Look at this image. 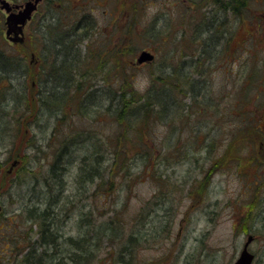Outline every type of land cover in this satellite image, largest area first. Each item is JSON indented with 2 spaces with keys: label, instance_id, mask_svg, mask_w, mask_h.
<instances>
[{
  "label": "rangeland",
  "instance_id": "obj_1",
  "mask_svg": "<svg viewBox=\"0 0 264 264\" xmlns=\"http://www.w3.org/2000/svg\"><path fill=\"white\" fill-rule=\"evenodd\" d=\"M3 1L0 0V49L16 61L20 53L4 37ZM23 1L27 0L19 2ZM55 1L40 2L31 21L34 33L30 32L26 39V43L33 41L47 60L41 68L39 96L59 93L63 100L71 94L58 87H63V80L47 73V68L54 67V56L58 49L60 53L66 39L76 42L81 54L95 58L91 60L93 67H83L87 64L83 62L81 70H94L90 83L97 82L103 90L86 100L79 116L73 103L59 102L63 113H58L60 107L56 109L59 103L51 105V101L40 106L34 118L27 119L33 136L27 133L21 141L23 126L10 154L12 146L5 145L9 139L0 137L1 168L8 171L13 161L24 164L27 152L29 163L35 162L37 177L42 179L46 161L51 162L57 153L72 150L69 158L79 162L91 151L88 147L93 142L89 138L95 143L99 138L109 142L107 137L115 131L114 120L104 111L108 101L104 99L114 91L115 82L122 79L116 75L122 66L127 72V80L122 83L131 88V93L149 90L158 63L139 65L137 59L141 51H150L161 56L164 69L174 76L172 81L179 80L171 95L172 111L178 113L184 105L180 103L181 89L187 87L188 94H194L190 101L186 98L188 107L180 119L175 116L168 125L161 122L154 130L156 136L152 138L159 140L162 136L169 141L168 153L161 150L166 163L148 173L140 167L131 168L128 175L112 174L114 189L104 197L93 186L87 200L81 197L68 206L74 208L65 210L63 217L67 219L58 222L61 226L57 232L63 238L66 234L81 236L77 226L80 202L89 209L82 206L83 213L91 211L95 227L110 218L116 228L110 239L99 242L100 252L91 264H233L248 236L252 238L248 245L252 264H264V158L259 155L264 152V145H259L260 134L264 133V93H255L257 82L264 86V0H247L240 8L241 15L226 11L219 0H195V5L187 0ZM151 19H156L165 32L150 44L136 33H143ZM82 31L87 33V40L80 44L77 33ZM202 40L207 41L206 47ZM15 61L9 71L0 74V88L12 82L0 93L16 98L22 90V73L18 70L24 66L22 61H16L13 68ZM193 64L196 76H201L190 73ZM1 102L0 98V123L7 124L14 138L18 131L15 121L26 104L19 103L13 113L11 99V108ZM59 118L63 119L56 123ZM78 139H87L88 143L76 145ZM228 142L231 145L227 153L235 150L241 155L218 158L221 146ZM69 177L75 181L74 172ZM37 192L31 186L15 185L11 194L1 195V205L7 212L16 211L17 203L28 201ZM77 195L75 188L62 193L70 203ZM4 222L0 217V251L9 255L10 261L0 258V262L21 264L22 256L11 258L19 246L13 244L20 236L12 228L4 232ZM27 227L23 224L25 232ZM53 230L54 227L51 233ZM8 235L12 238L6 239ZM60 247L66 254L71 253V258L75 256L74 248L62 243ZM36 256L31 254L29 258Z\"/></svg>",
  "mask_w": 264,
  "mask_h": 264
},
{
  "label": "trees",
  "instance_id": "obj_2",
  "mask_svg": "<svg viewBox=\"0 0 264 264\" xmlns=\"http://www.w3.org/2000/svg\"><path fill=\"white\" fill-rule=\"evenodd\" d=\"M51 1L56 3L55 0ZM187 1L193 4L195 3V0ZM246 2L247 0H219L218 3H221L226 11L241 15L240 8L243 9ZM205 29L207 32L210 31L208 25L205 26ZM82 32L83 34L77 33L81 38L78 41L80 44L83 42L85 43L87 40V33L85 31ZM164 32V29L158 25L157 20L151 19L150 24L145 27L144 32H138L136 36H142L143 39L145 37L144 40L149 41L151 44ZM26 41L25 44L16 46L20 53L16 61H22L24 66V69L18 70L19 74L22 73V80H20L22 86V90H20L21 93H19V95L17 92L16 98L13 96L7 97L5 93H0L1 104L9 108L11 107L8 102L11 99L13 113L17 110L19 103L26 104L24 106L25 109L17 117V121H15L18 126V131L16 130L14 138H12V134L9 133V129H6L7 124L3 122L0 123V137L6 138L7 136L9 141L5 145L10 144V146H12V149L8 151L9 154L16 147L17 140L15 137L18 135L19 131L22 130V127L24 126L22 134L20 133L21 141L23 140V136L30 131L27 119L34 118L36 113L39 112L40 106L47 103L49 104L51 101V105H57L59 102L65 104L68 102L70 104L73 103L77 113L75 114L79 116L78 114H81L80 112H84L82 109L86 105V100L93 94L102 92L103 90L97 82L90 83L91 80L89 76L94 70H81V63L83 62L87 63L84 64L83 67H93L94 63L91 62V60H95V58L90 54L82 55L80 49L76 46V42L73 43L69 39H66L63 42L60 53L58 54V49L57 56H54V58H56L54 67L47 68V73L52 76V78L56 76L59 80H63V87H58L63 89V93L71 94L63 98V100H60L59 93L52 92L40 97L38 84L41 79V68L47 63V60L41 55V52L37 50L33 41H29V43H26ZM59 41L63 40L61 39ZM59 41H57L58 46H60ZM202 45L206 47L207 41L202 40ZM129 50H133V46H130ZM32 54L35 60L33 63H29ZM124 54L125 52L123 55ZM14 61L15 60L10 55L0 49V74L9 71ZM16 61L13 68H15ZM153 62L158 63V66L154 69V77L156 78L152 79L149 90L145 93H131V88L123 85L122 82L127 80V72L126 68H123L124 66L119 70L120 73L116 74L117 76H121L122 79L115 82L117 85L114 87V91L110 94L108 93L104 99V101L108 99L104 111L109 118H113L114 120L115 131L111 136L107 137L110 139L109 142L99 138L95 143V140L89 138V140L93 142L88 147L91 151L86 152L79 162H75L74 158H69L72 150L65 151V149L57 153L51 162L48 163V161H46V175L42 179L37 177L38 166L35 167V162L31 161L29 163L30 157L27 152L25 163L22 164V161H18L17 167L13 169L15 173L12 172L9 174L5 168H1L0 166V204H2L1 195L10 193L11 188L15 185L31 186L33 192L36 190L39 191V193L37 192V194H34L32 197H28V201L17 203L19 204V208L16 211L12 212L10 210L7 212L3 206L2 210H0V217L5 221L4 224L6 225L4 232L12 228L20 236L19 239H17L18 236L14 237V239H17L14 243L16 244L18 241L19 244L24 243V247L20 248V252H18L19 256H22L20 257L21 264H64L61 258L52 259L56 253L53 250L49 251L46 248L45 251L51 254L48 252L40 253L36 256V259L29 258L32 254L29 251L30 249L27 250V252L25 250L29 247L30 240L34 236H39L38 242H40L42 247L53 246L56 239L59 238L57 230L55 233H51L50 227L58 225L61 219H67L63 217L66 213L65 210L67 206L63 202L66 201V198L62 197V193L65 189L75 188L78 199L81 200L82 197V201H85L87 200L85 198L86 195H88L92 187L95 186L94 191L96 190L100 197H104L108 192H111V189H114V184H111L112 182L110 181L112 174L113 176L121 173L128 175L131 168L138 170L140 167L145 173H148L150 170L154 171L157 165L161 166V164L164 165V163H166L162 160L164 158L161 150L163 153H168L170 149L169 141L162 138V136L159 140L152 138V136H156L154 130L161 122L168 125V122L175 116L176 119H180V115H184V110L188 107L186 98L190 101L189 97H192L194 94H188L190 92L187 87L181 89L180 92L183 94V101H180V103L184 105L178 109V113L172 111L171 102L174 100L171 95L173 90H176V85L179 80L175 82L172 81L174 76H172L168 70L164 69L161 56H156ZM89 63L90 65H88ZM19 66H21V64H19ZM191 69L190 73L196 74L194 71V64ZM11 84L12 82L1 86L0 89L10 88ZM107 88H109V86H107ZM83 93L86 94L84 95ZM100 95L101 93L99 96ZM48 99H50L49 102L47 101ZM184 101L185 103H183ZM60 103L59 106H56V109L60 107ZM238 104L240 103L238 102ZM101 105L104 106V102H101ZM63 112H65V110L60 107L58 113ZM239 113H243V110L241 112L239 111ZM61 119L63 118L57 119L56 123L60 122ZM86 140L87 139H78L76 145H79L81 141L82 143H88ZM229 144L228 142L227 146L225 145L226 147L224 145L222 146L223 151L221 154H218V158H225L228 155L236 157L237 154L241 155V153L235 150H232L231 153H227V147L231 145ZM19 150L20 147H17L16 151ZM219 152H221V150ZM169 153L172 155L171 150ZM46 158L48 159V156ZM148 165L152 167L148 169ZM17 171H19L18 175L16 173ZM71 171L75 174V181L69 179V173ZM20 174H22V177L19 176ZM10 198L13 200L14 197L11 195ZM67 201L69 202L68 198ZM82 206L85 210H89L85 203L78 207L79 211L77 210L79 213V223L77 226L80 227L81 231H79L81 238L78 239L79 241L77 240V243L75 242V244L70 246L74 248L78 254L76 257H69V261L65 264H91L100 252L99 242L105 238L110 239L116 230L113 225V220L111 221L110 218L95 227V224L92 222L93 215L91 211H85L83 213ZM66 216L69 217V215ZM27 223L29 231L25 232L23 224L27 225ZM111 225L113 227H111ZM11 233L14 232L12 231ZM9 235L6 239L12 238ZM33 246H37L36 242L33 243ZM45 254L46 257L44 256ZM19 256L11 258L17 259ZM1 259H5L6 262L10 261L9 255L2 256Z\"/></svg>",
  "mask_w": 264,
  "mask_h": 264
},
{
  "label": "water",
  "instance_id": "obj_3",
  "mask_svg": "<svg viewBox=\"0 0 264 264\" xmlns=\"http://www.w3.org/2000/svg\"><path fill=\"white\" fill-rule=\"evenodd\" d=\"M37 3L39 0H34ZM2 8H5L7 12L10 11L8 4L4 1L2 2ZM36 5L30 2L26 3L24 8L20 10L18 13H10L9 16L6 17L5 24L7 26L6 35L12 42H22L23 38L19 36L22 35V27L25 22L30 18V14L33 10H35ZM13 33L14 37H9V35ZM153 59V55L150 52L142 51L138 56L137 62L138 64L144 62H150ZM251 237H248L246 243L241 250L239 257L236 259L234 264H251L253 260V255L247 251V246L251 241Z\"/></svg>",
  "mask_w": 264,
  "mask_h": 264
},
{
  "label": "flooded vegetation",
  "instance_id": "obj_4",
  "mask_svg": "<svg viewBox=\"0 0 264 264\" xmlns=\"http://www.w3.org/2000/svg\"><path fill=\"white\" fill-rule=\"evenodd\" d=\"M264 78V76H263ZM257 86H258V89L256 88V84H255V88L257 89V91H255V93H264V86L260 87L258 82H257ZM260 96V95H258ZM258 96H256V99L258 98ZM259 145L262 146L264 145V133L260 134V141H259ZM259 155L262 157V159L264 158V152H261L259 153ZM58 226H60V224L58 223V225L56 226H51L50 227V231H52V228L54 227V230L53 232L55 233L56 230H58ZM59 232V231H58ZM66 234V233H65ZM66 236H69V238L72 239V237H74L73 235L71 234H68ZM72 236V237H71ZM81 237H78L77 235H75L74 239H75V242L77 243V240L80 239ZM39 240V236H36V239L34 238L32 240V243H31V249L29 250L32 254H40V253H44V252H47L45 251V249L47 248V250H53L54 252L56 253H59V254H64L65 256H71L70 254H66V251L64 252V250L60 247V243H62V246H71L72 245V241L69 240V244H67V240L66 238H63V236L60 234L59 232V239L55 242V244L53 246H47V247H42L40 245V242H38ZM37 244V246H33V243ZM33 248V249H32ZM75 254V257L77 256V251L74 252Z\"/></svg>",
  "mask_w": 264,
  "mask_h": 264
},
{
  "label": "bare ground",
  "instance_id": "obj_5",
  "mask_svg": "<svg viewBox=\"0 0 264 264\" xmlns=\"http://www.w3.org/2000/svg\"><path fill=\"white\" fill-rule=\"evenodd\" d=\"M63 202L65 203V205H67L66 206V208H67L69 206V202L68 201H67L68 203L66 201H63Z\"/></svg>",
  "mask_w": 264,
  "mask_h": 264
}]
</instances>
